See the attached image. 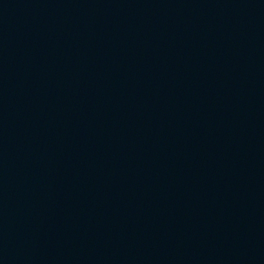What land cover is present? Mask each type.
<instances>
[{"label": "water", "instance_id": "1", "mask_svg": "<svg viewBox=\"0 0 264 264\" xmlns=\"http://www.w3.org/2000/svg\"><path fill=\"white\" fill-rule=\"evenodd\" d=\"M0 264H264V0H0Z\"/></svg>", "mask_w": 264, "mask_h": 264}]
</instances>
